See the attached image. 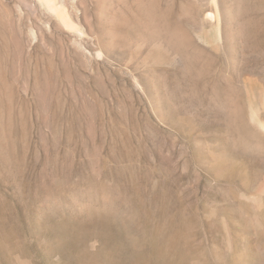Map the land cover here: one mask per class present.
<instances>
[{
	"label": "rangeland",
	"instance_id": "rangeland-1",
	"mask_svg": "<svg viewBox=\"0 0 264 264\" xmlns=\"http://www.w3.org/2000/svg\"><path fill=\"white\" fill-rule=\"evenodd\" d=\"M0 264H264V0H0Z\"/></svg>",
	"mask_w": 264,
	"mask_h": 264
}]
</instances>
